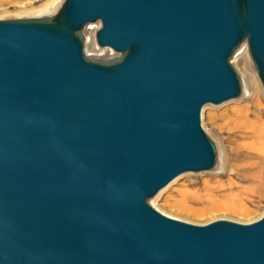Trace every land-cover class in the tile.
<instances>
[{"label":"water","instance_id":"95a60500","mask_svg":"<svg viewBox=\"0 0 264 264\" xmlns=\"http://www.w3.org/2000/svg\"><path fill=\"white\" fill-rule=\"evenodd\" d=\"M100 28L83 52V26ZM264 91V0H64L0 20V264H264V214L194 225L147 200L211 170L205 104Z\"/></svg>","mask_w":264,"mask_h":264},{"label":"bare ground","instance_id":"6f19581e","mask_svg":"<svg viewBox=\"0 0 264 264\" xmlns=\"http://www.w3.org/2000/svg\"><path fill=\"white\" fill-rule=\"evenodd\" d=\"M59 2L47 0L38 10L51 16L61 5L62 1ZM94 23L98 22L88 23L80 31L84 54L90 60L115 58L110 49L97 47L95 39L93 42L95 32L100 28V22L99 26H90ZM243 43L230 57V64L239 80V97L243 93L246 97L239 101L237 98L223 101L216 104L221 105L218 108L205 104L199 112L202 131L219 140L220 171L202 175L197 180L187 179L190 172L181 173L160 188L147 203L166 217L194 225L214 220L247 224L264 214V207H261L264 202V103L259 96L258 82L249 72ZM89 52L107 57L90 58L86 54ZM217 151L214 146L216 161Z\"/></svg>","mask_w":264,"mask_h":264},{"label":"rangeland","instance_id":"374dc122","mask_svg":"<svg viewBox=\"0 0 264 264\" xmlns=\"http://www.w3.org/2000/svg\"><path fill=\"white\" fill-rule=\"evenodd\" d=\"M46 1L47 0H0V20L36 19V18H42V17L43 18L52 17V16H54L56 14V12L58 10L56 12H54L51 16H46L45 14H42L38 10L39 6H41ZM61 1L63 2L64 0H60L59 3H61ZM60 6H59V8H60ZM95 22H98V23H94L93 25H90V26H95L97 24L99 26V21H95ZM83 36H84V39L87 41V38H86L84 33H83ZM85 40H84V48H85V43H86ZM93 42H94V38H93ZM242 43L244 44V46L243 47L241 46V47H242V49L243 48L245 49V60H246L247 65H248L249 72L251 73L252 76H254L256 78V80L258 82L259 96H260V99L262 100V102L264 103V91H263V88H262V86H261V84H260V82H259V80L257 78L256 72H255L254 67H253V65L251 63V60L249 58L246 42L242 41L240 44H242ZM99 51H102V49H100ZM112 53L116 55L115 57H117V55L119 54V53L114 52V51H112ZM86 54L90 58H105V57H107V56H103V55L100 56V55H98L95 52H89V53H86ZM234 68H235V66H234ZM235 70H236V72L239 75L240 80H241V76L238 73V70L236 68H235ZM240 97L237 98L236 101L242 100L246 96L243 93L242 97L241 98ZM220 106L221 105H210V107H213V108H218ZM201 125H202V119H201ZM203 130H204V128H203ZM204 133L207 136V138L210 140V142L212 143L213 147L215 146L216 150H218L217 151L218 152V160L217 161L215 160L216 166H215V168L213 166V168L211 170H208V171H206V172H204L202 174H201V172L200 173H191V172L187 173V176H186L187 179L197 180L202 175H214L215 173L220 171V167L221 166H220V153H219V145H220V143H219V140L217 138H215L209 132L205 131ZM261 207H264V202L261 204Z\"/></svg>","mask_w":264,"mask_h":264},{"label":"built area","instance_id":"2783aa9c","mask_svg":"<svg viewBox=\"0 0 264 264\" xmlns=\"http://www.w3.org/2000/svg\"><path fill=\"white\" fill-rule=\"evenodd\" d=\"M103 48H107V47H103ZM108 49V48H107Z\"/></svg>","mask_w":264,"mask_h":264}]
</instances>
